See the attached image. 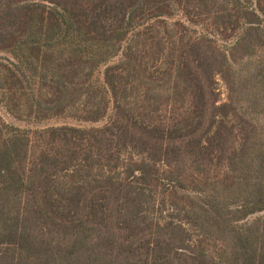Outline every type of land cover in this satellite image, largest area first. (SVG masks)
I'll return each instance as SVG.
<instances>
[{"label": "trees", "instance_id": "16d2710c", "mask_svg": "<svg viewBox=\"0 0 264 264\" xmlns=\"http://www.w3.org/2000/svg\"><path fill=\"white\" fill-rule=\"evenodd\" d=\"M215 1L0 0V111L69 117L0 113V264H264V0Z\"/></svg>", "mask_w": 264, "mask_h": 264}, {"label": "rangeland", "instance_id": "374dc122", "mask_svg": "<svg viewBox=\"0 0 264 264\" xmlns=\"http://www.w3.org/2000/svg\"><path fill=\"white\" fill-rule=\"evenodd\" d=\"M216 3H220V2H223V0H216L215 1ZM217 3V4H218ZM215 5V6H218V5ZM217 8V7H216ZM227 8L228 10H230V7L229 6H224V8L222 9H225ZM217 9H213V12L215 13ZM216 14V13H215ZM211 15V16H207V19L211 18V17H216L217 15ZM211 21H213V19H210ZM176 30H193V28L191 27H183L182 25H177L176 27ZM221 30H218L216 31L218 34L220 33ZM228 33L232 34L233 36L236 34L235 32H231L230 30H227ZM225 44H227L228 42H233L235 40V37H229L228 40H225L223 39ZM220 43H223V42H219ZM221 45V44H220ZM256 53L258 55H261V54H264V50L262 49H258L256 51ZM215 89H216V94H217V97H218V102L219 103H222L225 101L226 99V90L224 88V86L222 85L221 82H218V84L215 86ZM1 113V117H3L6 121L10 122V123H13L14 125L16 126H19L21 128H27V129H33V128H44V127H49V126H52V125H60V124H63V123H69V117L67 119H64L62 117H59V118H52V119H48V120H43L41 122H36V121H27V120H17L13 117H11L9 114H7L6 112H2L0 111ZM209 169H210V174L212 176H219L223 170H224V167L223 165H221V167H217V166H214V163L212 165H209Z\"/></svg>", "mask_w": 264, "mask_h": 264}]
</instances>
